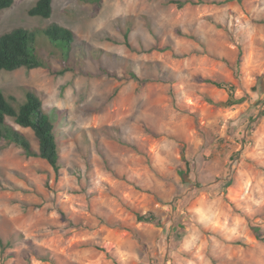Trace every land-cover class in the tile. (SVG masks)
<instances>
[{
    "label": "rangeland",
    "instance_id": "rangeland-1",
    "mask_svg": "<svg viewBox=\"0 0 264 264\" xmlns=\"http://www.w3.org/2000/svg\"><path fill=\"white\" fill-rule=\"evenodd\" d=\"M37 1L0 35L76 41L64 58L42 40L49 68L2 72L0 92L40 97L61 170L0 139V264H264V0H54L50 19Z\"/></svg>",
    "mask_w": 264,
    "mask_h": 264
},
{
    "label": "trees",
    "instance_id": "trees-1",
    "mask_svg": "<svg viewBox=\"0 0 264 264\" xmlns=\"http://www.w3.org/2000/svg\"><path fill=\"white\" fill-rule=\"evenodd\" d=\"M84 1L93 3L96 12H99L103 2V0ZM14 2L15 0H0V13L11 8ZM53 2L54 0H38L29 14L34 17L50 19L53 14ZM170 3L181 9L196 2L193 0H170ZM127 36L128 32L126 38ZM42 40L61 50L62 56L68 58L76 41V36L72 30L56 23L42 30H28L20 27L0 35V75L2 72H14L21 68L28 70L48 69L49 65L43 61L38 53V47ZM59 74L63 75L64 73ZM216 86L229 88L231 93L227 105L236 103L233 98L232 85L225 83L216 84ZM9 118L13 119L19 127L31 129L34 132L39 146L38 150H35L31 142L8 123ZM55 128V124L49 114L44 111L43 103L36 93L26 91L25 100L17 104V99L9 98L0 92V139L20 147L27 157H38L47 161L58 176L61 163ZM230 184L231 181H228L226 186ZM203 188L205 187L199 186L197 193L186 198V200L194 199ZM138 218L143 222H156V218L150 214L149 216L138 214ZM254 233L258 238H261L260 229L255 228ZM99 249L103 250L102 248Z\"/></svg>",
    "mask_w": 264,
    "mask_h": 264
}]
</instances>
